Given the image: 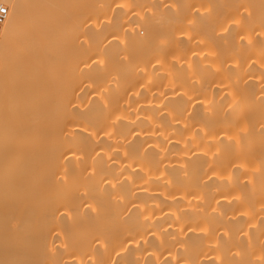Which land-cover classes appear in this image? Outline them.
Segmentation results:
<instances>
[{"label":"bare ground","instance_id":"1","mask_svg":"<svg viewBox=\"0 0 264 264\" xmlns=\"http://www.w3.org/2000/svg\"><path fill=\"white\" fill-rule=\"evenodd\" d=\"M77 1L0 0V264H264V0Z\"/></svg>","mask_w":264,"mask_h":264},{"label":"rangeland","instance_id":"2","mask_svg":"<svg viewBox=\"0 0 264 264\" xmlns=\"http://www.w3.org/2000/svg\"><path fill=\"white\" fill-rule=\"evenodd\" d=\"M65 0H55V6H54V10H53V14H54V17H55V19H53V25L54 24H56V25H54L55 26V35H56V38H57V40H58V42L60 41V33H62V28L63 27H61V26H63V25H61L62 24V22L64 23V19L67 21L66 23H73V21H75V19L78 17V14H79V9H75V6H78V8H79V3H78V1L77 0H68V2L66 1V2H64ZM75 1H77L76 2V4L74 3ZM96 2V0H89V2L91 3H93L94 5L95 4H97L98 2H100L99 0H97L98 2ZM213 1H216V0H213ZM212 1V2H213ZM218 1V0H217ZM216 1V2H217ZM221 1V2H220ZM220 1H218V3H215L214 2V6H215V4H219V5H216V7H214L213 6V9L214 8H217V6L219 7L218 9H220V11H218L219 12V14L218 13H216V10H218V9H214V11L212 12V14H211V16L210 17H213V18H211V24H209L208 25V27H207V29H205L204 30V28H202V30H201V32L203 31V32H206V34L205 33H201L202 35L201 36H203V38H205L206 37V35H207V38L208 39H206L205 38V40L207 41L208 40V43L206 42V44L207 45H205V44H200V46L202 47V49H201V47H199V43L197 44L198 46V48H200L202 51H204L203 52V54H201V56L203 55L204 57L205 56H211L212 55V58H214V57H219L217 54H222L223 53V51H224V47H225V31H226V22L224 21L225 19H226V14H225V11H226V9L224 8L225 7V5H226V1H224V0H220ZM63 2H64V4H63ZM116 3H114V7H116V5H118L119 4V1L117 0V1H115ZM220 2V3H219ZM65 4H70V6L69 5H65ZM78 4V5H77ZM263 4V3H262ZM63 5H64V7L66 8V10L68 9V11H64L63 9ZM75 5V6H74ZM69 6V7H68ZM262 13H264V6L262 5ZM225 9V10H224ZM76 10H77V13H75L76 12ZM64 13V15H63V17H62V14ZM220 16H221V18H220ZM97 17H98V15H97ZM63 18V19H62ZM225 18V19H224ZM74 19V20H73ZM70 20H73V21H70ZM208 23H210V21L208 22ZM218 25V26H217ZM215 26V27H214ZM61 27V28H60ZM58 28V29H57ZM138 29V28H137ZM139 31H140V33H141V35H143V32H144V29H142V28H139ZM138 31V32H139ZM208 32V33H207ZM210 32V33H209ZM203 34H205V35H203ZM209 34V35H208ZM60 38H59V37ZM204 45H205V47H204ZM118 49H116L115 50V52H114V55H113V59H116V60H118V59H121V58H123V57H125V55H126V52H125V50L124 49H122L121 48V46H119V47H117ZM200 50V51H201ZM117 51V52H116ZM202 51H201V53H202ZM216 51H219V52H216ZM212 52H213V54H212ZM215 53V54H214ZM213 55H214V57H213ZM208 57V58H209ZM216 57V58H217ZM221 57V56H220ZM207 57H206V59H208ZM204 59V58H203ZM210 59V58H209ZM208 59V60H209ZM254 59H256V58H254ZM253 59V60H254ZM263 60H264V58H262ZM263 60H262V62H263ZM254 61H256L255 63H254V65L257 63V60H254ZM252 64H253V62H252ZM255 66H257V64L255 65ZM255 66H251L252 68L253 67H255ZM60 67H61V69H63L62 67H64L63 65H62V61H60ZM256 68V67H255ZM254 69V68H253ZM63 70H61V72H55V74H54V72H52V74H50L51 72H47V74H46V76H44V78H46V79H48L49 80V82H50V85H51V87H52V92H53V94H52V97H51V102H52V104L53 105H61V104H64L66 101H67V93H65L66 91V72H62ZM60 73V74H59ZM253 74H255V75H257L258 73H257V71L254 73V71L252 72ZM262 73V74H261ZM260 74L262 75V77L261 78H263L264 79V73L263 72H260ZM51 76V77H50ZM255 77V76H254ZM257 77V76H256ZM51 79H52V81H51ZM55 79H57V82H56V80ZM59 80V81H58ZM256 82V81H255ZM254 81L252 82V84H254L255 83ZM261 82H262V79H261ZM257 83H258V85H257ZM257 83H255L256 85H254L255 87H254V89H252V92L253 93H255L256 92V89L255 88H260L259 87V82L257 81ZM262 83H264V82H262ZM262 83L260 84L261 85V87H263L264 86V84H263V86H262ZM253 86V85H252ZM258 86V87H257ZM54 88V89H53ZM264 88H262V90H261V88H260V92L258 93L257 92V94H256V96H258V98H260L261 96H262V94L264 93L263 90ZM254 90V91H253ZM259 91V90H258ZM263 93H262V92ZM55 92H57V93H55ZM55 94V95H54ZM57 94V95H56ZM261 95L260 97H259V95ZM66 96V97H65ZM264 96V95H263ZM64 97V98H63ZM59 98H61V99H59ZM64 99V100H63ZM59 100V101H58ZM259 100V102H260V100H261V102H262V100H264V98L262 97L261 99H258ZM59 102V103H58ZM57 103V104H56ZM0 119H1V117H0ZM260 127L258 128V127H256V129L258 128V130L260 129L261 131H263L262 129H263V126H262V124L261 125H259ZM262 134V133H261ZM1 182V181H0Z\"/></svg>","mask_w":264,"mask_h":264},{"label":"built area","instance_id":"3","mask_svg":"<svg viewBox=\"0 0 264 264\" xmlns=\"http://www.w3.org/2000/svg\"><path fill=\"white\" fill-rule=\"evenodd\" d=\"M9 14V9L5 5H0V29L3 26L4 22L7 19V16Z\"/></svg>","mask_w":264,"mask_h":264}]
</instances>
